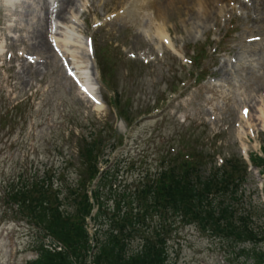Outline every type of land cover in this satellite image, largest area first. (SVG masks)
I'll use <instances>...</instances> for the list:
<instances>
[{"label": "rangeland", "instance_id": "obj_1", "mask_svg": "<svg viewBox=\"0 0 264 264\" xmlns=\"http://www.w3.org/2000/svg\"><path fill=\"white\" fill-rule=\"evenodd\" d=\"M21 1L0 0V188L23 166L61 169L66 159L75 162L76 140L106 125L124 138L112 150L117 139L110 136L98 164L101 170L118 168L116 189L155 173L161 156L186 128L207 139L216 134L229 152L264 158V58L250 51L252 46L264 49L260 1L244 0L242 6L239 0H156L163 6L155 18L150 7L155 0H79V10L72 13L75 23L63 31L68 43L60 50L84 58L79 75L93 83L100 108L67 78L72 65L67 66L65 55L52 52L43 58L34 47L30 26L41 16L40 5H33L36 17H25L19 14ZM49 37L57 43L65 38L54 28ZM194 48L208 55L202 66L208 76L198 84L189 75L195 67L186 59ZM106 64H113L112 88L118 87L120 96L132 102L131 113L138 115L130 126L110 105L114 93L101 79ZM173 82L178 92L163 94ZM16 103L20 107L10 111ZM64 171L67 179L75 177L71 165ZM250 173L238 208L259 226L264 222V168H250ZM88 220V226L93 224ZM157 223L154 218L152 224ZM38 239L34 229L0 214V264H27L36 256ZM252 247L203 234L194 225L178 226L167 240L170 264H256L243 253Z\"/></svg>", "mask_w": 264, "mask_h": 264}, {"label": "trees", "instance_id": "obj_2", "mask_svg": "<svg viewBox=\"0 0 264 264\" xmlns=\"http://www.w3.org/2000/svg\"><path fill=\"white\" fill-rule=\"evenodd\" d=\"M203 52L195 49L190 57L196 68L190 75L196 82L207 75L200 70L203 58H207ZM96 58L100 62V54ZM107 64L101 73L103 84L114 93L110 105L130 126L138 115L131 113L132 102L120 96L118 87L112 88L108 76H112L113 64ZM177 89L173 82L163 94L176 93ZM20 105L16 103L10 111ZM14 119L11 116L8 121ZM110 136L117 139L112 150L124 143L123 136L106 125L76 140L75 162L66 159L61 169L46 164L23 166L3 181L1 216L23 222L39 236L33 246L36 256L27 264H170L168 237L175 228L186 225L217 238L250 243L253 247L242 252L256 264H264V222L256 226L252 215L238 208L242 186L250 177L240 153L227 151L216 136L207 139L186 129L178 134L177 144L161 156L155 173L145 175L135 185L116 189L118 168L101 170L98 165ZM249 159L263 171V157L251 153ZM67 165L73 167L74 178L67 179ZM86 218L93 221L92 235ZM154 218L157 224H152ZM48 238L63 249L46 247Z\"/></svg>", "mask_w": 264, "mask_h": 264}, {"label": "bare ground", "instance_id": "obj_3", "mask_svg": "<svg viewBox=\"0 0 264 264\" xmlns=\"http://www.w3.org/2000/svg\"><path fill=\"white\" fill-rule=\"evenodd\" d=\"M122 1L124 2V0H122ZM254 1L255 2L260 1V3H262V5L264 7V0H257V1L254 0ZM78 2H79V0H52V5H50V2H47L46 0H24V1L18 2L17 4L21 8L19 14L22 16H25V17H30V18H34L37 16L36 15L37 9H35L33 7V5L34 4L40 5L39 9L41 10V16L38 17V20H37L35 26H30V38H31V41H32L34 47L38 51H41L44 54L42 56L43 58L49 59V57H52V55H51L52 52L58 56L59 55L60 56L65 55V58L67 60V66L72 65V70L77 71V76L75 75V78L73 77V75H70V74H73L72 70L69 71L68 76L66 75L67 78L71 82H73V84H75V86L78 88L80 94L84 95L95 107L100 108V103H99L98 99L96 98V92H95V88H94L93 83L90 81H86V80L83 82L80 81L82 77L79 76V72L82 71L83 69H85L84 66H81L84 58L79 59V56H76V54L66 55V54H63L60 50L61 46L65 47L66 43H68V38L65 37L63 31L67 30L66 27L69 24V22H70V24L75 23L76 18L73 17L72 13L74 10H79V8H77ZM144 2H145V0H144ZM252 2H251V4H253ZM119 3H120V1H119ZM134 3H135V1H134ZM136 3L138 4V2H136ZM161 3L162 2H157L155 0V2L150 4V7L153 8V13H154L155 18H158L159 15H161V13H160L161 12V6H163V5H161ZM238 3L242 6H245L244 0L243 1L239 0ZM263 10H260V8H259V13H262ZM89 14H91V11H89ZM71 15H72L73 19L70 18ZM162 16H163V14H162ZM196 18H197V16H196ZM199 18H200V16H199ZM209 19H212V18H209ZM85 20H86V17H85ZM205 20H207V19H204L203 21H205ZM258 22L264 26V17H262L260 19V21H258ZM193 23H194V21H193ZM63 25H65V26L63 27ZM78 27H79V25H77L76 29H78ZM53 28L55 29L56 32L59 31V34L62 35L63 37H65L63 42L57 43V41L52 40L49 37V34H51V30H53ZM71 28H72V26L70 27V29ZM45 34H46V38H45ZM56 48H58V51H55ZM76 48H79V47L76 46ZM261 48L263 49V47L252 46V49L250 51L256 53L261 58H264V49L262 50ZM2 50L3 49H1V47H0V55L3 52ZM25 65L26 64H24V62H23L22 66L24 67ZM91 68H94V66L92 65ZM35 73H36V71H34V72L30 71L28 74L29 75L32 74L34 76ZM257 82L260 83L263 81L261 79H259V80H257ZM78 83H81V84L78 85ZM253 109H254V105L252 104V106L250 107V110H253ZM251 114H250V116H251Z\"/></svg>", "mask_w": 264, "mask_h": 264}]
</instances>
